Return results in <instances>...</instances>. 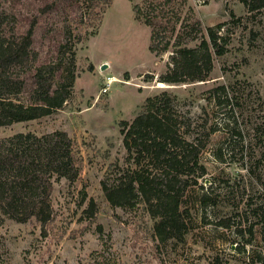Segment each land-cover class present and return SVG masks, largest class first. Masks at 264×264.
<instances>
[{
	"label": "rangeland",
	"instance_id": "374dc122",
	"mask_svg": "<svg viewBox=\"0 0 264 264\" xmlns=\"http://www.w3.org/2000/svg\"><path fill=\"white\" fill-rule=\"evenodd\" d=\"M52 3L53 11H41ZM1 4L2 27L13 33L37 18L34 48L49 58V70L55 67V82L58 71L69 73L74 56L75 82L62 109L1 127L0 138L63 131L75 143L81 173L74 182L54 181L55 219L46 231L35 218L17 222L2 216L0 264H261L262 225L254 211L264 203V9L248 12L241 0ZM218 24L230 40L223 56L214 55L208 79L161 83L178 38L181 46L196 47L208 40L206 29ZM153 32L159 33L155 40ZM62 41L66 47L58 56ZM152 41L172 46L165 53H152ZM219 85L237 101L218 105L211 89ZM163 91L171 96L175 113L192 120L193 136L216 129L201 157L208 173L188 190L182 205L181 210L189 211L184 213L188 230L181 239L167 242L157 238L156 219L144 203L132 209L112 207L102 190V181L112 184L121 170L135 168L126 161L123 122L131 123L144 112L147 98ZM203 193L215 205L202 207ZM91 199L94 217L86 213ZM221 219H232L233 228L218 226ZM237 226L243 236L235 232Z\"/></svg>",
	"mask_w": 264,
	"mask_h": 264
},
{
	"label": "trees",
	"instance_id": "16d2710c",
	"mask_svg": "<svg viewBox=\"0 0 264 264\" xmlns=\"http://www.w3.org/2000/svg\"><path fill=\"white\" fill-rule=\"evenodd\" d=\"M99 1L105 5L111 2ZM241 2L248 12L264 9V0ZM55 5L47 4L41 11H53ZM3 24L0 21V128L49 116L62 109L75 82L73 55L69 73L63 75L58 71V82H55V67L49 70V58L34 48L37 18L19 33L3 28ZM222 28L223 24L208 27V40L202 39L193 48L181 46L178 38L167 70L159 81L163 84L206 81L213 70L214 55L223 56L228 51L230 39L221 33ZM63 34L66 41V33ZM158 35L153 32V40ZM65 43L58 44V56L65 49ZM170 46L169 41L159 45L152 41L149 49L158 54L167 52ZM211 93L218 105H231L238 99L225 85L212 88ZM144 109L131 123L122 124L126 161L135 168L121 170L112 184L102 181L103 194L112 207L132 209L144 203L156 219L154 230L160 242L181 239L188 230L184 213L185 216L189 213L181 210L182 205L188 190L199 186L208 173L201 157L209 136L216 129L203 137L193 136L192 120L175 113L167 91L147 98ZM80 173L81 159L75 143L63 131L40 136L32 132L17 133L0 138V227L2 216L17 222L35 218L46 231L55 219L51 199L54 181L64 178L74 182ZM83 196L84 201L87 197ZM210 204L215 205L210 194L203 193L201 206ZM86 213L89 217L95 216L93 199ZM254 216L260 219L264 241V203L254 211ZM218 226L231 229L234 223L232 219H221ZM235 232L243 236L244 231L237 226ZM248 232L250 237L254 236V225ZM257 261L264 264L262 258Z\"/></svg>",
	"mask_w": 264,
	"mask_h": 264
}]
</instances>
